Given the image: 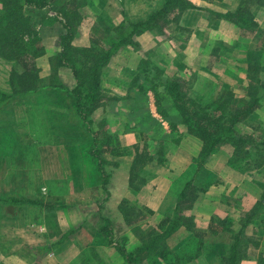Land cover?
Returning a JSON list of instances; mask_svg holds the SVG:
<instances>
[{
  "label": "rangeland",
  "instance_id": "rangeland-1",
  "mask_svg": "<svg viewBox=\"0 0 264 264\" xmlns=\"http://www.w3.org/2000/svg\"><path fill=\"white\" fill-rule=\"evenodd\" d=\"M69 1L49 0L48 6L41 10L26 6L23 8V14L30 21V31L24 36V39L27 38L31 42L24 50L26 51V57L21 55V60H16L15 54L9 56L8 59L0 57V91L6 90L8 92L10 87L11 89H24L27 87L38 88L42 85L61 86L69 91L78 89L77 93L80 97H83L85 93L84 87H77L78 81L74 79L70 69L65 67L59 68L56 61V55L62 46V38L63 36L66 37V29L62 25L63 16L61 15V10L66 8L65 5H68ZM125 1L128 2V0H74L71 6H75L72 9H75L74 13L80 17V20H78V17L72 20V23L79 21V24L75 27L72 46L78 49H89L97 54L106 52L110 44L116 41L118 33L122 30L124 31V29H128L130 25L123 12L121 18L119 16V11L123 10ZM141 2L147 4V0H141ZM139 3L137 4L139 5ZM131 5L130 9L132 11H129V17L134 20V23L143 22L152 14L148 10L144 12L141 7L136 10L137 7H134L132 3ZM211 19L216 20L213 16ZM176 24L177 15L176 12H173L166 16L161 31L139 32L140 34L138 33L133 36L132 42L135 46L130 44L122 46L118 52L111 56L109 63H107L104 69L100 70V73L102 71L100 85L103 81V71L116 63L114 60L116 57H119L118 59L120 60L118 61L122 64V68L128 67V65L135 62L137 64V79L134 77L130 80V84L134 88H137L135 87L136 85H148L149 90L155 92L156 88H161V90L165 88L166 90L168 82L177 81L181 84L183 92L187 93V99L191 101V105H186L188 112L200 120L209 134L216 135L215 131L219 127L209 130L208 126L214 127L218 125L225 127L232 119L231 111L234 106L247 102V94H251L252 91L258 88L260 101H262V97L264 96V54L263 52L259 53L257 50L253 51V47L264 49V43H258L256 36L245 49H240L239 47L237 55L238 57L243 56V58H236L237 55H233L229 49L221 45V47H217L218 50L215 49L217 54L208 61V67L215 72V75L208 77L207 74V76L202 75L197 77L191 74L186 76V78L190 77V79L186 80L179 72L166 67L168 64L164 63V59H167V55L164 51L163 43H161V48L158 50L156 47L154 48V44H151L153 48H150V52H147V50L145 51V46H140L143 43H139L137 40V37L141 34L149 35L151 33V38L158 39L157 36H161L162 40H166L172 45L176 43V46L180 48L179 45H181L184 39H187V34H177ZM152 41L153 43H157L159 39L156 41L152 39ZM232 55L235 56V59L231 58ZM245 56L246 59L243 60ZM75 58L76 60L78 59L77 63H82L86 55L84 54L81 60L77 55ZM241 67L246 68V80L236 70L237 68L242 69ZM24 74V80L29 84H24L25 87H22L17 82ZM105 77V83L115 84L117 82L113 73L112 75H105ZM109 78H113L112 82ZM118 80L120 82L122 77H118ZM241 83L246 86L245 89L241 88ZM100 94L102 97L101 101L90 114V117L95 116L98 119L96 120L98 122L93 127V136L86 133V121L80 122L74 117L73 109H75L77 100L79 99L78 96H73L68 101L57 90H41L30 96L15 97L5 105L0 104V199L17 198L28 200V197H32V200L29 201H34L35 198L36 200H44L48 197V203H43L47 205V211L50 209V206L54 207V210L59 214L60 223L64 225V229L67 226L62 221L63 218L65 222L68 219L69 227L74 230L66 232L68 233L67 236L60 233L58 240L53 242V245L47 244V247H53L52 250H55L56 245L59 246L66 238L69 241L74 238L75 246L78 245L82 248L79 251V259L76 262L71 258V253L66 256V260L69 262L67 264H103L99 262L94 252L86 250V230H84V227L79 228L80 223L86 222V206L89 207L94 201H99L105 197V193L102 190L105 179L99 173L98 165L94 158L90 157L89 151L94 150L96 153H100L101 159L104 162L102 165L104 173L109 171V168L113 167L116 161L127 163L129 161L131 163L132 159H134L133 149L127 145V142L121 135L112 134L110 136L106 134V132L109 133L108 129H110V126L109 124L106 125V122L104 124V118L108 112H114V108H112L114 102L109 98L104 101L101 91ZM37 102L40 110L49 113L38 117V113H36V110H38L36 106ZM32 103L34 106L29 110L28 105ZM155 109L157 110V114L162 116L161 114L163 113H160V110L158 111L157 103ZM28 114H31L32 118L26 116ZM49 119H51V122L43 125L46 128L42 126V141H40V144H36V140L22 139V133L24 131L29 132L30 129L28 127L31 126V129L35 128L37 127V123L48 122L50 121ZM96 129L97 131L95 132ZM118 129L120 128L118 127ZM121 130L125 129L122 128ZM121 130L118 131L120 132ZM233 137L244 138L247 141V144L240 146L237 151V153L240 151L245 153L247 155L245 158L237 154L236 149L231 144H223V146L228 145L231 147L232 154L235 153L229 156V162H234L231 167L229 166V168L234 170L233 174L238 173V175H243L244 172H252L256 167L264 164V106L254 112L248 119V124L238 125L234 130ZM96 138L98 142L94 146L93 139ZM50 143H58V147L62 144V148L72 147L74 152L72 155L64 156V160L61 157L57 159L56 157L48 156V151L46 155L40 156L39 149L49 146ZM166 144L163 145L158 142L152 144L153 155L156 158L155 161L152 160L153 155L150 156L146 151V146L140 148L143 154L137 155L139 158L134 160V163L131 165L130 182L132 186L133 182L134 185H140L146 179L158 174V170L169 166L174 151H176L174 149L177 146H174L178 145V143L172 141L170 145ZM4 145L10 147L11 155H3L4 150H6L3 147ZM139 146H142V143ZM50 154L54 153L51 152ZM202 155L201 153L192 162L193 166L199 164L203 167L206 157ZM86 159L89 162H86ZM5 164L9 166L7 167L9 171L7 170L6 179L3 177V165ZM23 164L29 167L30 172L23 168ZM64 165H72L74 170L67 172L64 170ZM234 167L236 169H233ZM58 168H60V171L56 173ZM41 171L45 174L43 176L42 173V177L39 176L41 175L39 174ZM229 172L230 170L226 169V173ZM206 177V170L203 168L198 178L202 180ZM38 178L52 184L50 196L47 194L45 187L40 190V194L38 195V187H34L35 180ZM52 180H55V182ZM213 187V185L208 184L207 187L203 186L202 190L196 189L190 191L189 196L181 204L182 210H190L199 194H206ZM223 191V189H220L219 191H214L211 195L212 198L216 197V203L219 204L221 215L223 214L220 220L216 218V221H219V223L224 221L222 227H220L221 225L218 226V224L212 226L208 230L209 235L206 236L207 234L196 230L192 218L186 216V218H183L184 222L190 221L188 224L192 225V229H188L192 235L191 237H193L190 242L183 243L180 247L171 248L167 244V240L171 237V234L157 241V249L153 252L152 258L135 264H227L225 260L230 256L229 250L232 247L234 238L237 236L240 239L238 250V260H240L236 264H258L257 257L261 258L264 256V218H259L258 214L261 207L249 202L247 196L231 198L227 190H225V193ZM233 203L240 204L246 208L234 225L230 221H226L229 215L235 218L236 214L232 208L234 206ZM68 209H72V212L70 211L71 215ZM144 209L146 208L137 203L124 201L123 211L126 215L127 223L129 222L131 225L135 224L133 226L135 231L140 225H144L142 223L146 218V210ZM38 210L39 208L36 207L34 202L25 203L23 201L21 205L0 203V213H14L18 216L27 217V215H36L35 213ZM262 211L264 213V203L262 204ZM68 213L69 216L66 217L65 214ZM95 216L97 219L98 216L100 218L99 214H95ZM249 219L250 221H248ZM160 221L161 219L156 221L153 227L146 228L142 233L140 232V235L135 234V237L133 235H126L123 232L117 233L115 236L113 235V245L108 244L107 235H104L103 239L108 246L114 249V253L117 252L115 251L114 244H117L119 248L127 249L126 247H128V251L132 252L153 238L152 235H147L148 233L151 231L158 233L156 226ZM253 221L257 222L256 226H249ZM248 223L249 225L247 226ZM2 228V224L0 223V264H16L13 259L18 252L12 251L11 245L3 243ZM140 236L145 239L144 242L142 238L139 239ZM137 238L138 241L136 243ZM257 243L262 244L261 248L258 247ZM132 245L133 248H131ZM164 247L163 251L176 258L164 260L162 256H157L160 249ZM52 250H39L33 254L34 256L36 254L37 257L48 255L53 252ZM117 254H120L119 251ZM76 256L74 255V257ZM200 256H203L204 259L206 258V261L203 259L198 262L197 260ZM222 257L225 260H222ZM61 264H66V262ZM123 264L126 263L124 262Z\"/></svg>",
  "mask_w": 264,
  "mask_h": 264
},
{
  "label": "crops",
  "instance_id": "crops-1",
  "mask_svg": "<svg viewBox=\"0 0 264 264\" xmlns=\"http://www.w3.org/2000/svg\"><path fill=\"white\" fill-rule=\"evenodd\" d=\"M165 1L166 0H147L146 4L141 2V0H128V2H124V8L123 10L121 9L122 11H119V16L121 18L123 12L127 21L129 23H134V20L129 17V11H132V9H130L132 6L131 3L134 7H137L136 10L141 7L144 12L148 10V12H152L153 14L162 9ZM184 1L189 3L194 9L180 10L177 8L173 11L176 12L177 15V34H187V39H184L181 43L182 47L179 45V48L176 46V43L172 45L170 42L162 40L161 36H157L159 41L153 43L152 39L154 41L158 39L151 38V33H149V35L141 34L137 37L138 42L143 43L140 46H145V51L147 50V52H150V48H153L151 44H154V48L156 47L158 50L161 48V43H163V48H165L164 51L167 55V59H164V63L168 64L166 67H170L175 72H179L184 79H190V77L186 78V76L191 74L197 77L202 75L207 76V74L208 77L215 75V72L210 70L211 68L209 69L208 61L217 54L215 49L218 50L217 47H221V45L229 49V51H231L230 53H233V55H237L239 47L240 49H245L256 36L258 38V43H264V0ZM138 2H140L139 5L137 4ZM239 9L251 16L252 23L250 27L242 24H235L217 16L235 13ZM212 16L216 20L211 19ZM253 24L254 26L252 27ZM255 50L259 53L263 52L264 54V49L261 47H253V51ZM233 55L231 58L235 59ZM118 58L119 57H116L114 59L116 63L109 69L103 71V81L100 85V91L103 93L104 101L109 98L114 102L112 106L114 112H108L106 114L104 124L106 122V125L109 124L110 126V129H108L109 133L106 132V134L110 136L112 134L121 135L127 142V145L131 146L134 159H132L131 163L129 161L128 163L116 161L114 166L110 167L109 171H106L108 181L106 185H104V188H102L105 197L99 201H94V204L92 203L89 207L86 206V222L80 223L79 226V228L84 227V230H86V250L94 252L99 262L103 264H123L124 262L121 254H117L119 247L117 244H114L115 251H117L114 253V249L108 246L103 239L104 235H107L108 238V234H111V243L107 241L109 245H113V235L115 236L117 233L120 234L123 232L131 236L135 234L140 235L139 233H142L146 228L153 227L156 221L160 219H172L175 216L180 195L185 194L187 197L190 191L196 189L202 190L203 186L207 187L208 184L214 187L208 190L206 194L200 193L190 210H182L181 206L177 209V215L180 218L183 219L186 218V216L191 217L194 228L207 234L206 236L209 235L208 230H210L212 226L218 224V226L221 225L220 227H222L224 225V221L222 223L216 221V218L220 220L223 214L221 215L219 204L216 203V197H211L214 191L223 189V193H225V190H227L231 198L247 196L249 202L253 205H258L262 209V204L264 203V164L256 167L252 172H244V176L242 174L238 175V173L233 174L234 170L229 168V166L231 167L229 156L232 154V149L228 145H220L216 148L215 152L205 158L203 167L199 164L193 166L192 162L202 153L203 143L190 133L164 88H162V90L161 88H156L155 92L149 90L148 85H136L135 87L137 88H134V86L130 84V80L134 77L137 79V64L134 62L131 63L132 66L128 65V67L122 68V64L118 61L120 60ZM236 58H243V56L238 57L237 55ZM245 59L246 56L243 60ZM159 65L161 66V64ZM236 70H238L237 72L246 80V68H237ZM107 71L109 72L106 73ZM112 73L117 82L115 84L105 83V75H112ZM120 76L122 80L119 82L118 77ZM112 79L113 78H109L111 82ZM242 83L244 82L242 81ZM242 83L241 88L245 89L246 86ZM38 102L36 104H38ZM156 102L159 103L164 116L157 114V110L155 109ZM57 106L59 107L58 104ZM263 106L264 96L262 97V101L259 102V108ZM90 120L92 121V131L94 132L93 127L95 123L98 122L96 121L98 119L93 116L90 117ZM118 127L120 129H118ZM122 128L126 131H122ZM117 129L121 131L119 132ZM96 131L97 129L95 132ZM22 136L24 140L42 141L41 131L34 133L24 131ZM172 141H175L178 145L174 146L177 147L174 149L176 151L173 150L174 154L170 160L169 166L158 170V174L146 179L140 185H134L133 182L132 186L130 182V174L132 172L131 165L134 163L136 155L140 156L142 153L140 148L146 146V151L151 156L154 153L152 149L153 143L158 142L163 145H167L166 143H168V145H170ZM141 143L142 146H139ZM62 146V144L58 147V143H50L49 146L40 148L39 154L43 156L46 155L48 151V156L50 155V157H56L57 159L61 157L64 160V156L72 155L74 149L69 146L67 148H62ZM51 152L54 154H50ZM3 155H11V151H4ZM155 159L153 155L152 160L155 161ZM86 162H89L88 159H86ZM72 165H64V170L67 172H69V170L73 171ZM26 166L27 165L23 164V168L30 172L29 167ZM7 167L9 166L6 164L3 165L4 179H6V173L9 169ZM203 168L206 170L207 177L200 180L198 176ZM226 169H229L230 172L226 173ZM233 169H236V167ZM59 171L60 168L57 169L56 173ZM42 173L43 176L45 175L44 172L41 171L39 173L41 175L39 176L42 177ZM222 174H224V176H222ZM35 181L34 187H38V195L43 187H45L47 194L49 196L51 195V183L41 178ZM52 181L55 182V180ZM47 199L48 197L44 200H36L35 198L34 201H32L36 207L39 208L35 213L36 215H27V217H23L14 213H0V223L3 227V243L11 245V250L18 252L13 259L16 264H61L64 262L67 264L68 261L66 260V256L69 255V253L72 254L71 258H73L75 262L79 259V251L82 248L78 245L75 246V241H73L74 238L70 241L66 238L67 241L61 242L59 246L56 245L55 250H52L53 247H47V244L53 245V242L58 240V235L60 233L67 236L68 233L66 232L74 230L69 227L68 219H66L65 222L63 218L62 221L66 223L67 226L64 229V225L60 223L59 214L54 210V207L50 206V209L47 211ZM28 200H32V197H28ZM124 201L137 203L146 208L144 209L146 213L147 211L152 213V216H147L148 214L145 215L146 218L142 222L144 225H140L136 231L133 228L135 224L131 225L129 222L127 223L126 215L124 216ZM49 203L52 204L51 202ZM233 204L234 206H232V208L236 214L235 218L229 215L226 221H230L234 225V223L240 219L241 214L244 213L246 208L240 204ZM261 209L258 213L259 218H264V213L263 211L261 212ZM71 210L72 209H70L69 212ZM77 212L79 213V211ZM95 214H99L100 218L98 216L97 219ZM65 216L68 217L69 213L65 214ZM82 219L85 221L84 218ZM248 221H250V219ZM184 223L185 222H183L182 225L185 227L180 226L171 237L168 238L167 244L171 248L176 246L180 247L183 243L186 244L193 239ZM256 224L257 222L253 221L249 226L253 227L256 226ZM141 238L140 236L139 239ZM137 241L138 238L135 242L137 243ZM257 244L258 247L261 248L262 244ZM126 248V250L129 249L128 247ZM131 248H133V245ZM39 250H52L53 252L48 255L37 257L35 254L34 256L33 253ZM74 255L77 256L74 257ZM203 259V256H200L197 261L200 262Z\"/></svg>",
  "mask_w": 264,
  "mask_h": 264
},
{
  "label": "trees",
  "instance_id": "trees-1",
  "mask_svg": "<svg viewBox=\"0 0 264 264\" xmlns=\"http://www.w3.org/2000/svg\"><path fill=\"white\" fill-rule=\"evenodd\" d=\"M73 1L74 0H70L69 1L70 3L68 5H65L66 8L61 10L62 13L61 15L63 16L62 25L66 29V37L63 36L62 38V46L59 53L56 55V61H57V66L59 68L65 67L70 69L72 75L74 76V79L78 81L77 87L78 86H80V88L84 87L85 93L83 97H80V95L77 93L78 89H73L72 91H69L61 86L42 85L38 88L27 87L24 89H13V88L11 89L10 87V90L8 92L6 90L0 91V104L5 105L9 101L13 100L15 97L23 96V95L30 96L35 93H38L41 90L43 91L57 90L60 92V94L64 95L68 101H70V99L73 96H78L79 99L77 100V104L75 103L76 104L75 109H73L74 117L78 119L80 122L86 121V133L93 136L94 133L92 132L91 129L92 121L90 120V114L92 110L100 103L102 98L100 94V82H101L102 71L100 73V70L104 69L107 63H109L111 56L116 52H118V50L122 46H125L126 44L135 46L132 42L133 36H135L139 32L141 33L149 32L151 30L161 31L166 16L172 13L175 9L179 8L180 10L181 9L185 10V9H194V7H192L189 3H187L184 0H166L162 9L151 14L147 18V20L138 23H128L130 24L128 29L126 30L124 29V31L122 30L118 33L116 37V41L110 44L108 50L106 52L97 54L95 52L93 53V51L89 49H84V48L78 49L72 46V39L75 33V27L79 24V21L76 23H72V20L78 17V15L74 13L75 9H72V7L75 8V6H71ZM48 2L49 0H0V6H1L0 57L1 58L8 59L9 56L13 54H15L16 60H21L22 59L21 55L23 57H26V51L24 50L31 41L28 40L27 38L24 39V36L28 34L30 31V24H29L30 21L23 14V8L26 6L29 8H35L41 10L44 9L46 6H48L47 5ZM217 16L223 18L224 20H228L232 23L242 24L248 27H250L252 23L251 16L248 13L241 11V9H239L235 13H227L225 15H217ZM78 20H80V17H78ZM253 26L254 24L252 25V27ZM127 31L128 33H126ZM84 54L86 55V58L82 61V63H77L76 61L78 59L76 60L75 56L77 55V57L81 60ZM24 79H25V74L17 82L18 85L22 87L28 85L29 83ZM258 90H259L258 88L255 89L254 91L251 92V94L246 93L247 94L246 97H248L247 102H245L242 105L239 104L234 106V108L231 111L232 119L225 127H221L218 125L214 127L208 126L209 130L219 127L215 131L216 135L209 134L207 132V129L200 122V120L195 118L190 112H188L186 105L187 104L191 105V101L190 99H187L186 96L187 93L183 92L181 84H179L177 81L168 82V84L166 85L165 92L171 98L175 108L182 117L183 123L188 127L190 133L203 143L202 156L207 157L208 155L215 152L218 146L223 144H231L233 148L236 149V153L239 150L240 146L247 144V141H245L244 138L233 137L234 130L238 125L248 124V119L259 108L260 95ZM156 103H157L158 111L160 110V113H162L159 103L158 102ZM28 106H29V110H31V107H33L34 104L32 103L29 104ZM36 106L38 107V110H36V113H38V117L41 115L45 116L46 114L49 113L47 111L40 110V106H38L37 104ZM26 116H30L32 118L31 114H28ZM49 120L50 121L48 122L46 121L44 123H39V124L37 123V127L35 128L31 129V126L28 127L30 129L29 131L32 133L42 131V126L45 123L48 124L49 122H51V119ZM43 128H46V126H43ZM97 142H98L97 138L93 139L94 146L97 144ZM37 143H40V140H37ZM3 147L6 148V150L3 149L4 151H8V152L11 151L10 147H7L6 145H4ZM89 154L91 155L90 157L94 158V160L96 161L98 165L99 173L105 179L104 180V185H105L107 183L108 176L102 170L103 168L102 165L104 164V162L101 159L100 153H96L94 150H90ZM237 154L242 155L244 158L247 156L242 151L238 152ZM138 158L139 157L136 155L135 160H137ZM229 163L232 165V163L234 162L232 163L229 162ZM185 198H186L185 194L180 195V198L177 203V209L181 206ZM23 201L25 203H33L32 201L26 199L25 200L17 199V198H8L5 200L0 199V203L6 205L7 204L21 205L23 204ZM177 209L175 211V216L172 219H164V220L162 219L157 224L156 231L158 233L151 231L150 233L147 234V235H152L153 238H151L142 247H139L132 252H129L128 250L122 247L118 248V251L121 254L126 264H135L141 261H146L149 258H152L153 252L157 249L156 246L157 241H159L160 239H164L165 237H168L169 235L173 234L180 226H184L182 225L184 219L180 218L177 215ZM146 214H148L147 216H152V213L150 211H147ZM188 222L184 223L186 225V228L192 229L191 228L192 225L188 224ZM142 241L144 242L145 239L142 238ZM108 242L111 243L110 233L108 234ZM239 244H240V239L237 236L236 238H234L232 247L229 250L230 256L227 257L226 260L224 259V257H222L223 258L222 260H225L227 264H236L240 260V259L238 260ZM164 249L165 247L160 249L159 255L157 256L159 257L162 256L164 260H167L168 258H172V259L176 258L175 256L163 251ZM257 259H258V264H264V256L261 258L257 257Z\"/></svg>",
  "mask_w": 264,
  "mask_h": 264
}]
</instances>
